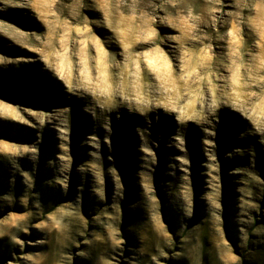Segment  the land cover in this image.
Segmentation results:
<instances>
[{"label":"rangeland","instance_id":"obj_1","mask_svg":"<svg viewBox=\"0 0 264 264\" xmlns=\"http://www.w3.org/2000/svg\"><path fill=\"white\" fill-rule=\"evenodd\" d=\"M233 2L207 9L218 53ZM56 14L81 9L0 0V264H264V123L226 104L186 121L162 108L101 111L68 87L74 37ZM92 31L120 51L105 28ZM80 44L86 53V34ZM79 73L93 75L83 61Z\"/></svg>","mask_w":264,"mask_h":264},{"label":"clouds","instance_id":"obj_2","mask_svg":"<svg viewBox=\"0 0 264 264\" xmlns=\"http://www.w3.org/2000/svg\"><path fill=\"white\" fill-rule=\"evenodd\" d=\"M52 2L59 5L62 0ZM75 3L81 16L52 17L59 18L61 28H70L74 37L78 82L73 88L69 81L68 87L91 96L101 111L124 105L129 111L145 115L162 108L186 121L206 119L226 104L254 124L264 123V0H234L232 6L238 9L235 23L230 16L226 20L232 31L226 30L225 36L220 37L224 49L219 53L203 29L210 26L205 23L208 7L220 6L222 0H88L87 3L75 0ZM85 7L99 12L100 18L92 21L83 17ZM93 23L110 33L111 41L120 49L118 53L110 51L108 40L92 31ZM158 25L174 29V33L162 35ZM245 28L252 39L251 48H245ZM85 34L89 45L86 53L80 44ZM227 35L232 37L230 45ZM164 45L176 53L175 58ZM82 61L90 65L93 75L79 82ZM47 66L52 68L50 64ZM97 69L99 77L94 75ZM221 69L224 75L217 74ZM83 75L89 76L87 68ZM213 80L222 82L223 87L212 84Z\"/></svg>","mask_w":264,"mask_h":264},{"label":"bare ground","instance_id":"obj_3","mask_svg":"<svg viewBox=\"0 0 264 264\" xmlns=\"http://www.w3.org/2000/svg\"><path fill=\"white\" fill-rule=\"evenodd\" d=\"M71 41V40H70ZM257 134V133H256ZM9 169V168H8Z\"/></svg>","mask_w":264,"mask_h":264}]
</instances>
